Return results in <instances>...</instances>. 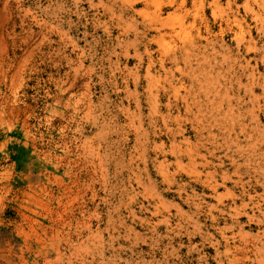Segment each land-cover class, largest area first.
<instances>
[{
	"label": "rangeland",
	"instance_id": "rangeland-1",
	"mask_svg": "<svg viewBox=\"0 0 264 264\" xmlns=\"http://www.w3.org/2000/svg\"><path fill=\"white\" fill-rule=\"evenodd\" d=\"M263 173L264 0H0V264H262Z\"/></svg>",
	"mask_w": 264,
	"mask_h": 264
},
{
	"label": "bare ground",
	"instance_id": "bare-ground-1",
	"mask_svg": "<svg viewBox=\"0 0 264 264\" xmlns=\"http://www.w3.org/2000/svg\"><path fill=\"white\" fill-rule=\"evenodd\" d=\"M227 2H228V1H227ZM228 5H229V3H228ZM218 6H219V5H218ZM216 9H217V8H216ZM218 9H219V8H218ZM249 9H251V8H249ZM249 9H248V10H249ZM252 12H253V11L251 10V13H252ZM255 15L258 16L257 14H255ZM229 22H230V21H229ZM252 77H253V76H252ZM252 79H253V78H252ZM251 91H252V90H251ZM262 91H263V90H262ZM247 92H249V94H250V91H247ZM256 97H257V95H256ZM253 99H254V98H253ZM256 99H257V98H256ZM216 101H217V100H216ZM252 103H253V102H252ZM216 105H217V104H216ZM216 105H215V106H216ZM253 107H254V106H253ZM261 108H262V107H261ZM216 110H217V109H216ZM254 110H255V109H254ZM253 114H254V112H253ZM214 140H215V139L213 138V141H214ZM211 141H212V140H211ZM211 143H212V142H211ZM213 143H214V142H213ZM188 149H189V148H188ZM192 149H193V148H192ZM229 150H230V149H229ZM185 151H186V150H185ZM191 151H192V150H191ZM227 151H228V150H227ZM183 152H184V151H183ZM187 152H188V150H187ZM187 152H186V153H187ZM235 152H236V151H235ZM184 153H185V152H184ZM188 153H189V152H188ZM188 153H187V155H188ZM193 154H194V153H193ZM196 154H197V153H196ZM208 154H209V153H208ZM211 154H212V153H211ZM225 154H226V153H225ZM238 154H239V153H238ZM230 155H231V154H230ZM179 156H180V155H179ZM196 156H197V155H196ZM237 156H238V155H237ZM187 157H188V156H187ZM190 157H191V156H190ZM194 157H195V156H194ZM203 157L205 158V156H203ZM226 157H228V156H226ZM230 157H232V156H230ZM248 157H249V155H248ZM258 157H259V156H258ZM201 158H202V157H201ZM204 158H203V159H204ZM216 158H217V157H216ZM232 158H234V157H232ZM189 159H190V158H189ZM191 159H192V158H191ZM191 159H190V161H191ZM194 159H195V158H194ZM194 159H193V160H194ZM203 159H202V160H203ZM205 160H206V159H205ZM205 160H204V161H205ZM233 160H234V159H233ZM177 161H178V160H177ZM179 161H180V160H179ZM190 161H189V164H190ZM235 161H236V160H235ZM200 162H201V161H200ZM210 162H211V161H210ZM179 163H180V162H179ZM179 163H177V165H179ZM194 163H196V162H194ZM194 163H192V165H193ZM231 163H232V162H231ZM233 163H234V161H233ZM205 164H206V161H205ZM212 164H213V162H212ZM218 164H219V163H218ZM234 164H235V163H234ZM181 165L183 166V164H181ZM202 165H203V164H202ZM237 165H238V164H237ZM221 166H222V165H221ZM221 166L219 165V167H221ZM239 166H240V165H239ZM247 166H248V165H247ZM245 167H246V166H245ZM245 167H244V168H245ZM190 168H191V167H190ZM193 168H194V167H193ZM259 168H260V167H259ZM186 169H187V168H186ZM186 169H185V170H186ZM191 169H192V168H191ZM262 169H263V168H262ZM262 169H260V170H262ZM185 170H184V171H185ZM214 170H215V169H214ZM192 171L194 172V169H192ZM195 171H196V169H195ZM197 171H198V170H197ZM197 171H196V172H197ZM247 171H248V170H247ZM255 171H256V170H255ZM186 172H187V171H186ZM225 172H226V171H225ZM249 172H250V171H249ZM249 172H248V174H249ZM206 173H207V172H206ZM210 173H211V172H210ZM223 173H224V172H223ZM197 174H200L199 171H198ZM197 174H196V175H197ZM208 174H209V172H208ZM225 174H226V173H225ZM225 174H224V175L222 174V175L225 177ZM245 174H246V173H245ZM250 174H251V173H250ZM257 174H258V173H257ZM259 174H260V173H259ZM261 174H262V173H261ZM263 174H264V173H263ZM191 175H193L192 172H191ZM204 175H205V174H204ZM210 175H211V174H210ZM217 175H218V174H217ZM227 175H228V174H227ZM227 175H226V177H227ZM208 176H209V175H208ZM243 176H244V175H243ZM251 176H252V175H251ZM262 176H263V175H262ZM257 177H258V176H257ZM239 178H240V177H239ZM212 179H213V178H212ZM193 180H194V179H193ZM204 180H205V179H204ZM221 180H222V179H221ZM233 180H234V179H233ZM233 180H232V181H233ZM246 180H247V179H246ZM255 180H256V179H255ZM229 181H230V180H229ZM259 181H260V180H259ZM245 182H246V181H245ZM222 183H223V182H222ZM241 183H242V182H241ZM246 183H247V182H246ZM260 183H261V182H260ZM220 184H221V183H220ZM250 185H251V183H250ZM252 185H253V183H252ZM259 185H260V184H259ZM261 185H262V184H261ZM209 186H210V185H209ZM247 186H249V185H247ZM263 186H264V185H263ZM211 188H212V187H211ZM241 188H242V187H241ZM262 188H263V187H262ZM212 189H213V188H212ZM226 191H227V190H226ZM228 191H230V190H228ZM229 193H230V192H229ZM233 193H234V192H233ZM243 193H244V192H243ZM243 193H242V194H243ZM247 194H248V193H247ZM255 194H256V193H255ZM212 196H213V195H212ZM216 197H217V196H216ZM233 197H234V196H233ZM224 198H225V197H224ZM245 198H246V197H245ZM249 198H250V197H249ZM251 198H252V197H251ZM248 201H249V200H248ZM243 203H244V202H243ZM252 203H253V202H252ZM220 205H221V204H220ZM254 205H255V204H254ZM245 207H246V206H245ZM213 208H215V206H214ZM233 208H234V207H233ZM263 208H264V207H263ZM210 209H211V208H210ZM215 209H216V208H215ZM258 211H259V210H258ZM258 211H257V212H258ZM235 212H236V211H235ZM236 213H238V211H237ZM236 213H235V214H236ZM252 213H253V212H252ZM244 214H245V213H244ZM236 215H237V214H236ZM246 215H247V213H246ZM231 216H232V215H231ZM231 216H230V217H231ZM234 216H235V215H234ZM237 216H238V215H237ZM254 216H255V215H254ZM250 217H251V216H250ZM213 221H214V220H213ZM234 226H235V225H234ZM241 227H242V226H241ZM231 228H232V227H231ZM225 230H226V229H225ZM240 230H241V229H240ZM237 231H239V230H237ZM237 231H236V232H237ZM242 231H243V230H242ZM232 233H233V232H232ZM239 234H240V233H239ZM262 234H263V236H264V233H262ZM231 235H232V234H231ZM235 235H236V234H235ZM235 235H234V236H235ZM243 235H244V234H243ZM243 235H242V236H243ZM222 236H223V234H222ZM256 236H257V235H256ZM231 237H232V236H231ZM244 237H247V236H244ZM244 237H243V238H244ZM248 237H249V235H248ZM251 237H252V236H250V238H251ZM227 238H228V237H227ZM234 238H235V237H234ZM252 238H253V237H252ZM222 239L225 240L224 237H223ZM244 239H245V238H244ZM248 239H249V238H248ZM226 240H227V239H226ZM242 241H243V243H244L245 240L242 239ZM227 242H228V241H227ZM238 242H239V241H238ZM216 244H217V243H216ZM247 244H248V243H247ZM261 245H262V244H261ZM232 246H233V245H232ZM247 246H248V245H247ZM262 246H264V245H262ZM254 247H255V245H254ZM238 248H239V247H238ZM242 248H243V247H242ZM256 249H260V248H256ZM224 250H225V248H224ZM235 250H236V249H235ZM237 251H238V250H237ZM263 251H264V249L262 250V252H263ZM223 252H224V251H223ZM226 252H227V250H226ZM229 252H230V251H229ZM238 252H239V251H238ZM238 252H237V254H238ZM252 252H253V251H252ZM224 254H225V253H224ZM252 254L254 255V253H252ZM221 256H222V255H221ZM240 257H241V256H240ZM246 257H247V256H246ZM260 258H261V257H260ZM232 259L234 260V258H232ZM251 259H252V258H251ZM263 259H264V258H263ZM258 260H259V259H258ZM261 260H262V258H261ZM234 261H235V260H234ZM240 261H241V260H240ZM252 261H253V260H252ZM238 262H239V261H238ZM259 262H260V260H259ZM259 262H258V263H259ZM263 263H264V261L262 262V264H263ZM241 264H242V263H241Z\"/></svg>",
	"mask_w": 264,
	"mask_h": 264
}]
</instances>
